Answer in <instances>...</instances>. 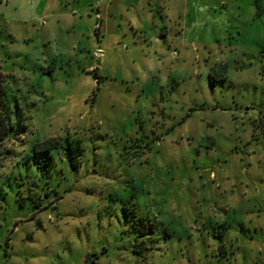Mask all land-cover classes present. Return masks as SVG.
Masks as SVG:
<instances>
[{
	"label": "rangeland",
	"instance_id": "rangeland-1",
	"mask_svg": "<svg viewBox=\"0 0 264 264\" xmlns=\"http://www.w3.org/2000/svg\"><path fill=\"white\" fill-rule=\"evenodd\" d=\"M0 80V264H264V0H0Z\"/></svg>",
	"mask_w": 264,
	"mask_h": 264
},
{
	"label": "trees",
	"instance_id": "trees-1",
	"mask_svg": "<svg viewBox=\"0 0 264 264\" xmlns=\"http://www.w3.org/2000/svg\"><path fill=\"white\" fill-rule=\"evenodd\" d=\"M5 88L6 87L0 85V177L2 176L1 171L4 168V163L8 158V150L5 147L6 143L13 137L24 134L26 129V126L23 123L18 122V118L14 116L9 105V97ZM13 104L15 106V103ZM47 145L48 141L34 145L31 148V157L28 158L33 159L35 155L38 157V154H46L48 150L52 148L47 147ZM61 149L64 153L69 168L74 170L77 167V164L79 163V157L81 156L80 146L69 144L61 146ZM44 171L45 170H42V172ZM123 213L125 215L124 211ZM137 223V235L134 242L139 239L141 242H145L151 235H154V239H157L155 228H153L151 224L144 220V218H139ZM143 250L144 249H142V247L137 243L132 245V253L136 256H139Z\"/></svg>",
	"mask_w": 264,
	"mask_h": 264
}]
</instances>
